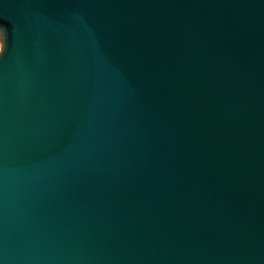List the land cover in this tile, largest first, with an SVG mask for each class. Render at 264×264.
<instances>
[{
    "label": "water",
    "instance_id": "obj_1",
    "mask_svg": "<svg viewBox=\"0 0 264 264\" xmlns=\"http://www.w3.org/2000/svg\"><path fill=\"white\" fill-rule=\"evenodd\" d=\"M0 264H264V0H0Z\"/></svg>",
    "mask_w": 264,
    "mask_h": 264
},
{
    "label": "rangeland",
    "instance_id": "obj_2",
    "mask_svg": "<svg viewBox=\"0 0 264 264\" xmlns=\"http://www.w3.org/2000/svg\"><path fill=\"white\" fill-rule=\"evenodd\" d=\"M0 51H1V45H0Z\"/></svg>",
    "mask_w": 264,
    "mask_h": 264
}]
</instances>
